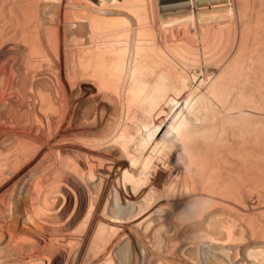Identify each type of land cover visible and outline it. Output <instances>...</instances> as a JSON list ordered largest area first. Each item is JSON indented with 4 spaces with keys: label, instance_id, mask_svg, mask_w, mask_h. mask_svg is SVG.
Segmentation results:
<instances>
[{
    "label": "bare ground",
    "instance_id": "obj_1",
    "mask_svg": "<svg viewBox=\"0 0 264 264\" xmlns=\"http://www.w3.org/2000/svg\"><path fill=\"white\" fill-rule=\"evenodd\" d=\"M0 264H264V0H0Z\"/></svg>",
    "mask_w": 264,
    "mask_h": 264
}]
</instances>
